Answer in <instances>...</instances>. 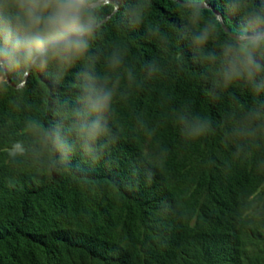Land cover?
Returning <instances> with one entry per match:
<instances>
[{
  "label": "trees",
  "instance_id": "1",
  "mask_svg": "<svg viewBox=\"0 0 264 264\" xmlns=\"http://www.w3.org/2000/svg\"><path fill=\"white\" fill-rule=\"evenodd\" d=\"M144 3L122 0L121 11ZM150 3L142 24L112 15L92 44L95 71L116 96L118 139L99 163L79 146L66 156L45 134L60 103L75 99L72 71L58 86L33 73L20 88L0 87V264H264V119L248 112L254 96L235 84L212 100L200 73L213 66L192 63L175 28L184 9ZM224 25L238 27L227 15ZM224 38L221 29L205 51ZM16 142L25 153L13 157Z\"/></svg>",
  "mask_w": 264,
  "mask_h": 264
},
{
  "label": "clouds",
  "instance_id": "2",
  "mask_svg": "<svg viewBox=\"0 0 264 264\" xmlns=\"http://www.w3.org/2000/svg\"><path fill=\"white\" fill-rule=\"evenodd\" d=\"M224 7L210 20L203 13L209 0H181L186 19L175 24L181 40L194 50L192 63H208L213 71L200 78L210 83L209 96L220 99L221 90L242 84L254 100L249 114L264 119V0H223ZM150 0L137 7L122 8V0H0V87L39 73L58 86L73 72L75 99L65 98L56 110L45 134L66 156L79 146L81 152L99 163L118 139L111 124L116 103L114 88L95 71L92 44L106 16L119 14L129 25L144 22ZM225 15L238 23L218 50L206 52L210 39H219ZM198 31H194L199 25ZM160 31L156 24L151 29ZM74 70V71H73ZM231 99L239 103L235 95ZM205 125L195 128L191 139L204 135ZM22 142L13 144L9 155H24Z\"/></svg>",
  "mask_w": 264,
  "mask_h": 264
},
{
  "label": "water",
  "instance_id": "3",
  "mask_svg": "<svg viewBox=\"0 0 264 264\" xmlns=\"http://www.w3.org/2000/svg\"><path fill=\"white\" fill-rule=\"evenodd\" d=\"M173 1H175V2H177V3H179L180 5H181V0H173ZM101 2L102 3H107L108 2V0H101ZM207 9L208 10H211L213 13H214V15L216 14V13H219L218 11H216L215 9H214V7L212 6V5H210L209 3H208V7H207ZM111 14H109L108 16H106L104 19H103V23H105V22H107L110 18H111ZM223 30L224 29H227L229 32H230V30L224 25V27L222 28ZM25 81L26 80H23V82L22 83H20L19 85H13L12 83L10 84L11 86H13V87H15V88H20V87H22L24 84H25Z\"/></svg>",
  "mask_w": 264,
  "mask_h": 264
}]
</instances>
